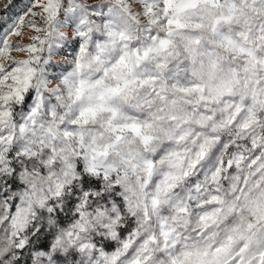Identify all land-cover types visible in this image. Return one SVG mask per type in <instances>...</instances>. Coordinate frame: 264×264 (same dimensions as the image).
Instances as JSON below:
<instances>
[{
  "label": "snow or ice",
  "instance_id": "snow-or-ice-1",
  "mask_svg": "<svg viewBox=\"0 0 264 264\" xmlns=\"http://www.w3.org/2000/svg\"><path fill=\"white\" fill-rule=\"evenodd\" d=\"M0 264H264V0H2Z\"/></svg>",
  "mask_w": 264,
  "mask_h": 264
},
{
  "label": "rangeland",
  "instance_id": "rangeland-1",
  "mask_svg": "<svg viewBox=\"0 0 264 264\" xmlns=\"http://www.w3.org/2000/svg\"><path fill=\"white\" fill-rule=\"evenodd\" d=\"M14 2L17 3V10H19V8L23 7L26 0H14ZM0 5H2V0H0Z\"/></svg>",
  "mask_w": 264,
  "mask_h": 264
}]
</instances>
